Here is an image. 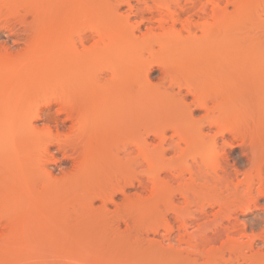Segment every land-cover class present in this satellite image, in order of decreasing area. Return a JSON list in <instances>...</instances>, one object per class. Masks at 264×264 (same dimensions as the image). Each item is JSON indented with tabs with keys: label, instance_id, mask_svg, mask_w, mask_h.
<instances>
[{
	"label": "rangeland",
	"instance_id": "rangeland-1",
	"mask_svg": "<svg viewBox=\"0 0 264 264\" xmlns=\"http://www.w3.org/2000/svg\"><path fill=\"white\" fill-rule=\"evenodd\" d=\"M114 1L0 0V102L5 98L3 91L11 89L12 93H16V90L21 87L22 78H25V76L30 77V79L32 76L36 77L37 80L32 81L36 80L37 82L41 80V76L44 80H42L43 83H40L43 85L46 80H50V74V76H53L51 78L54 81L55 78L56 80H64L62 86L65 90V87H67L65 85V82H67L65 80L66 76L64 78L60 77L63 74L60 71L61 68L63 70V67L59 64L58 67H61L60 72L58 69L55 71L56 66L51 63H55V61L58 63L61 59L68 60L67 58L71 57L69 55L74 50L69 43L74 31L77 29L93 32V30L101 28L102 31L109 34V39L114 44L110 43L104 47L99 41L100 37L95 36V41L99 42L97 48H95L96 45H92V41L87 43V46L89 45L87 49L89 50L80 46L84 49L80 51L81 54L88 51L87 58L83 55L86 63L85 67L86 65L87 68L89 67L85 69L98 72L116 65L115 68L124 66L123 70H126L129 65H134L133 68L140 66L144 58L150 56L147 53L148 51L131 55L128 50L122 52V55L117 48L119 42L116 41H121V37H125V34L119 33L118 27L113 21L116 13V9L115 12L113 11V4H115V8H118L119 13H126L129 7L123 4L118 7L120 0ZM204 1L207 2L209 10L218 5L215 2L216 0H212V2L210 0ZM218 2L219 5L223 7L225 5L226 7L227 0H217ZM238 2L240 3L239 7L227 6L224 30L214 27L213 32L216 33L215 35L212 32L209 38L197 41L198 43H195V46L192 43L190 49L175 48V52H169L166 56L160 57L164 61L181 65L184 72H187L189 66L193 65L195 70L197 66L199 67V64L204 65L203 67L200 66L202 70L198 69V72L203 71L206 73L205 77L209 72V77H207L209 79L214 76V71L207 70L205 65L212 64L211 61L217 63L219 61L217 57L224 55L221 59L225 57L223 59L225 60L223 70L227 81L226 88L228 89L223 93L210 90L209 103L210 106L216 104L215 107H219L218 109L214 107L216 112L213 110L212 115L217 119L213 118L212 121H222L223 128L227 127V130L224 133L225 135H221V133H218L215 123L213 128L205 127L203 131L198 125L189 124L190 126H186L185 132L186 134L190 132L188 136L193 137L194 139L191 137L190 139L194 142L181 155L175 154L173 149L169 148L180 141L179 135L174 133L173 130H163L162 133L160 129L158 137L149 135V142L154 143L150 146V150L153 152L152 161H154V164H150V167L147 166L149 170L146 168L149 172L147 174V181H149L146 182L149 189L145 191L146 194L144 195L146 196L143 202L135 192L140 190L137 169L132 170V168L122 165L118 168L117 176L108 179L111 172L107 171V153H109L107 150L110 151V143L113 140L119 145L125 141L119 134L115 136L113 133L98 127H96L98 129L95 128L92 130L93 132L89 131V134H87L86 129L84 131H87V133L83 134V139L86 135L85 140L80 139V142L82 140L81 147L76 146V150L72 147L73 151L66 149L69 154H78L80 161L84 163H90L89 160L93 157V159L97 158L98 164L96 163V165L100 169L98 172L101 173H94L87 166V170H84L82 172L84 175H82L79 173L80 167L77 165L78 167L75 168L76 162L74 161L78 162V160L66 159L67 154H64L66 150H56L57 147L53 145L51 152L53 155L55 154L56 161L47 167L54 172L53 177L59 178L57 180L52 178L48 181V179L45 180V178H49L46 177L47 175L44 176L45 173L41 171L43 174L41 175L38 170L36 172L35 168H31V157L38 154L35 159L36 161L39 160L37 156H40L39 152L42 151H39V146L42 144L45 146L46 142L42 141V143L33 138L30 140V135L25 134V131L31 125L28 111L22 116L19 112L20 115L18 114L19 116L11 121V117L1 112L3 107L0 103V115H2L0 116V133L2 132L3 136H8L9 127H11L9 125L11 122H16L17 124H13L16 129L21 130V132L24 130L21 135L19 134L21 163L27 165L25 158L30 163L26 167L22 166L23 173L21 169L18 170V174L11 172L10 165L8 166L10 163L5 164L6 159H9L11 147L7 144L4 147L2 146L4 144L0 143L2 144L0 146V264H264V186H262L264 183V14L262 13L264 11V0H240ZM132 4L140 6L136 0L132 1ZM142 4L141 6H145V4ZM174 8H177V6L175 5ZM33 12L37 13V16L33 15ZM185 17H187V14L183 15V19ZM181 27V24L177 25V28L180 29ZM145 29V26H143V30ZM227 29L228 35L226 34L225 37L220 35ZM185 34L187 33L185 32ZM115 36L116 38H113ZM220 36L223 38L222 40ZM113 39H115V42ZM129 40L132 41V38ZM129 40H127L129 46L133 45V42H128ZM200 42L202 43L200 44ZM212 46L215 47L216 52H214ZM156 48L158 49V46ZM65 50H68L69 53ZM75 54L74 51L73 55ZM54 57H56V60ZM58 59L60 60L58 61ZM157 59H159V56ZM87 61L89 64H87ZM159 72V69L156 68L152 75V78H155V81L153 80L155 84L158 82L156 77L159 76ZM35 73L40 78L39 81ZM52 79L50 85H47L49 81L47 84L45 83L46 86H41L38 83L40 87H44L42 88L43 93L40 87V90L35 88L38 85L36 81L35 83L31 82V87L30 85L28 87L32 88L31 92L34 91L33 88L39 90L37 92H41V99L49 98V96V99H52V94L56 93L55 98H53L55 100L56 96L64 91L61 89L62 86L60 88L61 82L54 84ZM57 84L59 87L56 86ZM51 85H54L55 88H51ZM158 87V90L154 89V86L153 89L149 87L148 94H160L161 90H166L160 85ZM64 94L67 95L65 92ZM78 103L76 101V107ZM55 104L54 107L46 109L44 112L46 114L54 112L58 107ZM80 104H84L82 108ZM80 104L77 107L78 109L75 107L77 112L78 110L82 111L83 108L87 109L91 103L88 105L83 100ZM25 108L29 109L30 107ZM147 112L144 120L148 122L145 124L153 127L158 126L157 128L163 126L166 122L181 119L188 114H186L187 111L179 110L172 115H164L163 117L161 116L162 113H158L155 109H148ZM203 114L205 113L200 109L194 110V119H200ZM46 119L44 117L42 120H33V125L41 129L48 123ZM220 121L217 122L220 123ZM68 124L65 130L63 129L65 134L70 133V128H68L70 124ZM15 127L12 129H15ZM228 128H233L232 132H229ZM219 130L221 129L219 128ZM200 131L208 132L209 136L205 132L203 135ZM61 132L62 138H65L67 135L64 136L63 131ZM79 134L77 137L80 136ZM161 135L165 136L161 139L166 140L164 147L168 148L164 157L159 156L161 148H156L161 143ZM77 137H75L76 140ZM80 137H82V134ZM33 140L37 143H33L35 142ZM39 142L42 144L40 143L38 147L37 145L36 147L33 146ZM107 143H109L108 146ZM83 144L84 146H82ZM43 145L41 149H43ZM182 146L185 147V144L182 143ZM33 147L34 149H32ZM36 148L39 149L36 150ZM21 153H26L27 157ZM30 153L33 155H29ZM24 156L25 158H23ZM173 157L174 159H172ZM178 157H180V160ZM33 158L32 160H34ZM75 158H78V156L76 155ZM171 161L174 164L178 163L176 164L177 170L175 169L174 177H170L171 173L169 174L167 170ZM58 162L62 164V167H59ZM38 163L39 166L40 162ZM27 167L33 170L28 169L27 173ZM62 168L63 171H61ZM153 173L156 174L153 175ZM96 174H100L99 177ZM179 174L180 176H178ZM101 176L103 177L101 178ZM152 176H155V180L151 179ZM91 177L93 178L91 179ZM179 177L180 179H178ZM261 177L263 180H261ZM106 180H108V183ZM118 181L122 182L123 185L127 182L129 184L133 182L134 185L127 188L126 195L119 194L117 196L119 198L116 197L118 205L109 204V216L102 213L103 216L92 213L89 209L91 203L89 201H93L94 208H99L102 205L100 201L102 193L104 196V192L106 193L109 190V185L111 187L113 182L118 183ZM152 181L158 187V192L152 193L150 191L152 185H154ZM204 183L206 184L203 185ZM90 184L93 186L91 187ZM194 185L199 186L198 190ZM247 187L250 188L247 189ZM196 191L197 194H195ZM199 192L208 199V202L205 201L206 205L209 204L206 218L198 210V197H202ZM250 196L254 197L250 198ZM100 208L98 211H103ZM92 215L101 221L102 227H91L89 219ZM118 216L127 218V221L131 219L128 224L131 227L124 229L125 225L121 224L122 228L119 231L112 227L111 225L117 222L116 218ZM222 223L225 224L221 228Z\"/></svg>",
	"mask_w": 264,
	"mask_h": 264
},
{
	"label": "bare ground",
	"instance_id": "bare-ground-1",
	"mask_svg": "<svg viewBox=\"0 0 264 264\" xmlns=\"http://www.w3.org/2000/svg\"><path fill=\"white\" fill-rule=\"evenodd\" d=\"M132 1H134V0H120L118 7L122 4L127 5L129 7V9L126 13H119L118 8H115L116 6H115V4H113V7H114L113 11L115 12V9H116V13L114 15L113 21H115V24L118 27L119 33L125 34V37L123 36L124 38L121 37L122 38L121 41H116V42H119L117 44V48L121 53L122 52L124 53V51L126 52L129 50V53H131V55H132L133 53L141 54V53H144V51H146V52L148 51L147 53H149L148 55H150V56L144 58V61L142 60L143 62H141V65L139 64L140 65V66H138L139 68L135 67L136 68L135 69V68H133L134 65L133 66L129 65L130 67L128 66V68L126 70L125 69L123 70L124 66H121V64H120V66L122 68H115L117 66L116 65L115 67L110 66L111 68L108 67V68H106L102 71H98V72L92 71L91 69H90L91 71L87 70L89 67L87 68V65L85 67L86 63H85V59H83V55L86 57V54L88 52L87 50H89V49H87L89 46V45L87 46V43L92 41L93 42L92 45H96L95 48H97V44L99 46V42L95 41L96 40L95 36L100 37L99 41L104 45V47H106L105 45L112 43V41L109 39V36H108L109 34H106V32L102 31L101 28H97V29L94 28L95 30H93V32H90V31L88 32L86 30L83 31V29H77L74 31L72 37L70 36L71 41L69 43L72 46L71 48H73V50L76 52V54L73 55L74 54V51H73V52H71V54L73 56L70 54L69 55V56H71L70 58L65 57L68 60L61 59V61L58 63H56V61H55V63L54 62L51 63L53 66H56L54 69L55 71H56V69H58V71H59L60 68L63 67V70H62V68L60 70L63 74L60 73L61 74V76H60L57 73V75L60 76L61 78H64L66 76L65 80L67 82H65V85L67 87H65V90H63L64 87L62 86V85H64V84H62V82L64 80L63 79H61V80L57 79L56 80L55 75H54V78H55V81H54V79H52L53 76H50V74H49V78H50V80L51 79L53 80L52 82L54 84H56V83L59 84L61 82L60 88L62 86V88H61L62 91H64L67 95H65L64 92H62L63 94L61 92H59V93H61L60 95H62V96L60 97V95L57 93L59 95L58 100H57L58 95L56 96L55 100L53 99V98H55L56 93L52 94V97H51L52 99H49L50 96H49V98L45 97V99H41L40 93L42 92V88H44V87H40L38 83H40V82L43 83L42 80H44V79H42V77L39 74V76L41 78V80H40L38 75L35 73L37 75V78H39L38 81L40 80L39 82L36 81L37 80L36 77L34 78L32 76L33 79L32 78L30 79V77L25 76V78H22L23 82H21V85H20L21 87L19 86L20 89L16 90V93H12L10 91L11 89L7 90L8 87L6 88L7 91H3L5 98L0 103L3 107V110L1 112H3L5 115L7 114L8 117H11V119H10L11 121L15 120L16 116H19L20 114L22 116V114H25L28 111V117L31 119V125L27 130L25 129L26 130L25 134L30 135V140H32L31 138H33L37 141H41V142L45 141L46 142L45 146L42 144L43 142L42 143L39 142L38 144L33 145L34 147H36V145L38 147L41 143L43 145V149H41L42 145H40L39 151H41V150L42 151L39 152L40 156H37V159H39L37 161L40 162V165H39L40 167L38 166L39 163L35 159L36 155H38V154H36L35 156H32L33 154H31V153L29 154L32 157H34L33 158L34 160H32V157L30 156L31 157L30 161L32 163L31 168L32 167H33V169L35 168L36 172L39 171L38 173L39 174L41 173V175H43L42 172L45 173L44 176L47 175L46 177H49V178H45L44 176H43V178H45V180L48 179V181H50L52 178H54L56 180H57V178H59L56 176L53 177L54 172L47 167L51 163L56 161V159L54 158L55 154L53 155L51 152V150H52L51 148L53 147V145H55L57 147L56 150L59 149L60 151L62 149L66 150L67 148L69 149V151L70 150L73 151V148L76 150V146L81 147L82 140L80 142V139L81 138L83 139V134L87 133V131H88L87 134H89V131L91 132L96 127H98L99 129L102 128L105 131L113 133L115 136H117L116 134H119V136H121V138H123L125 141L121 145H119L116 142H113L114 141L113 140L110 143V147H109L110 151L107 150V152H109V153H107L108 154L107 155V158H108L107 159V166H108L107 171L111 172V173H109L110 175H112V174L114 175L111 177L108 174L109 175L108 179L117 176V174H118L117 172L119 170L118 168L122 165L130 167V168H132V170L137 169L138 170V178L137 179L139 181V187H140V188L139 187L138 188L140 190H139V192L138 191H135V192H137L136 195H139L138 197H140V200L143 202V200L145 201L144 198L146 196V195H144V194H146L145 191H147L149 189V187L146 183L149 181V180L147 181V179H148L147 174L149 173L147 171V169L150 167V164H152L154 162V161H152L153 152H151V150H150V148H151L150 146L154 145V143L149 142V140H148L149 135H155L158 137L160 135V134H158L160 129L162 130V133H163V130L164 131L165 130L166 131L167 130H173L174 133L179 135L180 141L175 146L169 147V148L173 149L175 154L181 155L194 142L192 139H190L191 136L190 137L188 136V134L190 132L188 134H186V132H185L186 126H190L191 124H194L196 126L198 125L199 128L201 127L202 131H203V129H205V127L210 128V129L213 128V124L215 123L214 125H216V128H218V131H219L218 133H221V135H225L224 133L227 130V127L225 129L223 128L222 121L217 120V121H220V123H218L216 120H214V122L212 121L213 118L215 117L212 114L214 113V111L216 112V110H214V109L215 108L218 109L219 107L218 108L215 107L216 104H214L213 106H210L211 104L209 103L210 102V100H209V98H210L209 97V95H210L209 91L210 90H217V91L223 93V91H227L226 89H228V88H226L227 81L225 78L226 76L224 75L225 72L223 70L225 68V60H223L225 57L223 59H221L224 55H222V57H220V56L217 57V59H219V61L217 63H216V61H214L215 63H213L211 61L210 63H212V64H209L208 66H207V64L205 65L207 67V70H210V71L213 70L214 71V76L210 77L209 79H207V77H209V75H208L209 72L207 73V77H205L206 73H204L203 71L198 72V69L202 70L201 67H203L204 65L202 66L201 64H199V67L197 66V68L195 70H194L193 65L189 66L187 72H184V70H182L181 65H178V64L170 62V61H164V60H162V58L160 59V57L166 56L169 52H175V50H174L175 48H177V49L178 48L190 49V45L192 43H194V46H195V43H198L201 39L209 38L212 35L214 27H217V29H220V30L223 29L226 25L225 24V17L227 16L226 15L227 14V6L233 5L235 7L236 6L239 7L240 3L238 1H240V0H227L226 7H225V5H224V7L219 5V2L217 3V0L216 1L214 0L216 2V4H218V5H216L215 2H213V4H215L216 7L213 6V8L210 10L207 6V2H205L204 0H198L199 4L197 3L196 0H150L149 2H148V0H136L139 2L140 6H136V5L132 4ZM261 1H263V0H261ZM114 2L116 3V1H114ZM210 2H212V0H210ZM142 3L145 4V6H141ZM175 5L177 6L178 9L174 8ZM262 13L264 14V11ZM186 14H187V17H185L183 19V15H186ZM33 15L37 16V13L35 14V12H33ZM156 23H158V24H156ZM178 24L182 25V27L180 29L177 28ZM143 26H145V28H146L145 30H143ZM227 31H228V29L225 30L224 33L221 32L223 34H220V35L225 37L226 34L228 35ZM185 32L187 34H185ZM95 34H97V35H95ZM213 34H214V32H213ZM113 38H116V36ZM131 38H132V41L129 40ZM220 38H221V36H220ZM222 39L223 38H221V40ZM114 40L115 39H113V41ZM127 40H129L128 42H133L132 43L133 45L129 46V43H127ZM210 42L212 43V41H210ZM201 43L202 42H200V44ZM70 45H69V47H70ZM80 46L84 47V49H87L86 50L87 52L86 53L83 52V54H81L82 52L80 53V51H83L84 49L81 48ZM156 46H158V49L156 48ZM203 46H204V44H203ZM213 47L214 46H212V48ZM210 48H211V46H210ZM58 49H59V47H58ZM207 50H210V49L207 48ZM213 50H215V47ZM65 52L69 53L68 50H65ZM65 52H64V54H66ZM214 52H216V50ZM123 53H122V55H123ZM58 54H60V53H58ZM212 54H213V51H212ZM217 54H218V52H217ZM61 55H59V56H61ZM214 55H213V57H214ZM138 56L141 57L140 55H138ZM158 56H159V59H157ZM56 57H54L55 60H56ZM59 60L60 59H58V61ZM88 60L90 61V59H88ZM67 63L69 64V66ZM59 64L61 66L60 68L58 67ZM87 64H89L88 61H87ZM195 64H196V62H195ZM137 65H138V62H137ZM125 67H127V66H125ZM65 68H67V69H65ZM85 68H87V69H85ZM156 68H158L160 72H159V76L156 77V79H158V82L155 84L154 83L155 78L153 79L152 75H153L154 71L156 70ZM42 76H43V74H42ZM58 76H56V77H58ZM43 77L45 78V76H43ZM34 79H36L35 81L38 84V85H36L35 88L39 89V90L41 88L40 93L37 92L39 90H35L34 88H33L34 91L31 92L32 88L28 87L31 82L35 83V81H32ZM47 79H48V75H47ZM50 80L48 79L49 84H47L48 81L46 80V82H44L43 85L46 86L45 83L47 85H50V83H51ZM235 82H237V81L235 80ZM58 84L56 86H58ZM40 85H41V83H40ZM43 85H41V86H43ZM159 85L162 86V88L164 87V89H166V90H164L165 92L161 90L162 92L160 91V94H152V95L148 94L147 90L150 89L149 87H152V89H153V86H154L155 87L154 89H157V87ZM37 86H38V88H37ZM30 87H31V85H30ZM52 87L55 88L54 85H51V88ZM66 88H68V89L70 88L71 90L69 89V91H68V89H66ZM162 88H160V89H162ZM229 88H231V87H229ZM0 89H1V87H0ZM16 89H17V87H16ZM67 92L69 93V95ZM213 92H216V91H213ZM0 94H1V92H0ZM43 96H45V95H43ZM225 97H226V95H225ZM41 100H42V102H41ZM80 100L86 101L88 103V105H89V103H91V104H90V106H88L87 109L83 108L82 111L78 110V112H77V110H75V109L79 106V104L81 102ZM76 101H77V103H78V101H80L78 103L77 107H76V105H77ZM57 102H59V103H57ZM54 103H56L58 105L57 109L54 112H50V113L46 114L44 111L46 109H51L52 107H54L53 106ZM81 104H80V106L82 108L84 104L83 105H81ZM93 104H96V105H93ZM85 105H87V104H85ZM25 107H30V108L26 109ZM148 109H155L158 113H162L161 116H163V117H164V115H167V116L172 115L174 112H177L179 110L187 111L186 114L187 113L188 114L185 117L182 116L183 118H181V119H179V118H178V120L174 119V121L172 120V122H170V121L166 122L165 121L166 124L163 125V123H162L163 126L157 128L158 126L153 127V126H149V125L145 124L148 122V121L145 122V120H144V117H146L145 116L146 113H148L147 112ZM198 109L202 110L205 114H203V117L201 116L200 119H194V115H193L194 110H198ZM19 112H20V114H19ZM0 116H2V115H0ZM44 117H45V119L47 118L46 120L48 121V123L46 122L47 124H45V127L39 129L38 127L33 125L34 124L33 120H42V119H44ZM22 118L24 119L25 117H22ZM8 119H6V120H8ZM214 119H217V118H214ZM122 120H124L125 122H123ZM14 123H16V122H14ZM14 123L11 122L10 125L8 124L9 126H11V127L8 126L9 130H10V132H8L9 133L8 136L7 135L3 136V134H1L2 132L0 133V143L4 144V145L0 144V146L2 145L5 147V145L7 144L9 147H11V150H9V151H11V153H9V159L5 158L6 159L5 164L10 163V164H8V166L10 165L11 172L18 174L17 173L18 170H20L23 165L26 167L30 163H29V160H27V158H25V156L28 154L27 150H25V151H27L26 152L27 154L21 153L22 155L25 154V156L23 158L26 159L27 165H25V163L24 164L21 163L22 157L20 158L21 155H19V152H20L19 147H21L19 134L21 135L24 130H22V132H21V130L20 131L17 130L16 127L13 125ZM67 124L69 125V127L68 126L67 127L70 128L69 134L64 133V130H65V127ZM158 124H160V123H158ZM14 127H15V129H12ZM68 128H67V130H68ZM98 128H96V129H98ZM219 128L221 130H219ZM86 129H87V131L85 132L84 130H86ZM187 129H189V128H187ZM232 129L228 128V131L232 132ZM54 131H56V132H54ZM61 131H63L64 136L67 135V136H65V138H62V135H61L62 132ZM94 131L96 132V130H94ZM186 131L188 132V130H186ZM202 131H200V132L203 134L205 131L204 132H202ZM18 132H21V133H18ZM78 133H80L79 134L80 136L82 134V137H80V136H79L80 138L77 137ZM207 133L205 132L206 135H208ZM73 136L77 137L78 139L76 140L75 137H73ZM210 136H212V135H210ZM85 137H86V135H85ZM85 137L83 140H85ZM162 137H165V136L161 135V137H160L161 143H160V145H157L158 147L156 146V148H161L160 150L157 149L160 152V155H159L160 157H164L168 151V148L164 147L165 146L164 142H166V140L163 141L164 138L161 139ZM191 138H193V137H191ZM216 138H217V135H216ZM35 140H33V141H35ZM73 140H76V141H73ZM37 141H35L33 143H37ZM210 141H212V140H210ZM228 142L230 143V141H228ZM182 143L185 144V147L182 146ZM108 144L109 143H107V146H108ZM230 144L233 145L232 143H230ZM31 146H32V144H31ZM82 146H84V144ZM34 147L32 149H34ZM6 148H7V146H6ZM39 148H36V150ZM28 150L30 151V149H28ZM31 151H33V150H31ZM54 151H55V149H54ZM65 152H64V154L65 155L67 154L66 159L71 158L73 160L74 159L78 160V162L77 161H74V162H76L75 168L78 166L80 167L79 173L82 174V172L84 170H87V166L89 168H91V171H93L94 173L98 172V170H100L97 168V165H96V163L98 164V162L96 160L97 158L93 159L94 158L93 157L89 160L90 163L85 162L86 163L85 164L83 161H80L78 154H76L78 156V158H75L76 157L75 154H71V153L69 154L68 151H67V153H65ZM29 155H28V157H29ZM74 155H75V157H74ZM154 155H155V153H154ZM52 158H54V159H52ZM172 159H174V157ZM178 159L180 160V157H178ZM7 160H8V162H7ZM167 162H169V161H167ZM175 162H177V161H175ZM58 164H60V162H58ZM58 164H56V165H58ZM168 164H166V166H168ZM176 164H178V163H176ZM176 164H174L173 161H171L168 169L166 168L168 170L169 174L171 173L170 177L171 176L174 177V172H175V169L177 168ZM1 165H2V163H1ZM148 165H149V167L147 168ZM37 166H38V168H37ZM224 166H227V165H224ZM224 166H223V168H224ZM29 167H27V173H28V169L31 170V168H29ZM59 167H62V164H60ZM121 168H123V167H121ZM23 170H24V168H23ZM61 171H63V168ZM21 172H22V169H21ZM30 173H32V172H30ZM102 174H103V172H102ZM155 174L156 173H153V175H155ZM82 175H84V173ZM85 175H86V173H85ZM99 175L96 174V176H98V177H99ZM28 176H29V174H28ZM135 176H136V174H135ZM178 176H180V174ZM102 177L103 176H101V178ZM154 177L151 179L155 180ZM92 178L93 177H91V179ZM178 179H180V177ZM261 180H263V178ZM94 181H97V180H94ZM106 181L108 183V180H106ZM92 182H93V180H92ZM110 183H112V182H110ZM127 183H125V185H123L122 182L120 183L118 181V183L113 182L111 187L109 185V190L107 189L108 188L107 187L106 190H108V191H106V193L104 192V196L102 193L103 191L101 192L102 197L100 198V201L102 202V205L100 203L101 208L100 207L99 208L103 211H100V210L98 211V209H99L98 207H97L98 209L94 208L93 207V201H91V200L89 201V202H91L90 208H89V209H91L90 211H92V213H96V214L98 213L100 215L102 213L105 216L106 215L109 216V211H110L109 204L116 205L117 204L116 197L119 194L120 195H126L127 188L130 187V185H134L133 182L130 184L129 183L127 184ZM152 183L154 184L153 181H152ZM205 184L206 183H204L203 185H205ZM263 184H262V186H264ZM154 185H152V188H151L152 190L150 189V191L152 193H155L157 191V188H158L156 185L155 186ZM207 185L209 186V183ZM90 186H91V184H90ZM251 186H252V184H251ZM198 187L195 186L196 190H198ZM188 188H189V186H188ZM237 188H236V190H237ZM249 188L250 187H247V189H249ZM104 191H105V187H104ZM195 194H197V191L195 192ZM202 195L203 194H201V196ZM195 196H197V195H195ZM133 197H135V196H133ZM205 197L206 196L198 197L199 200L197 202L198 206H199L198 210L202 214L203 217H205V215L208 214L207 207H209L208 206L209 204L208 205L205 204L206 203L205 201L208 202V199H206ZM252 197H254V196H252ZM252 197L250 196V198H252ZM97 198H98V196H97ZM117 198H119V197H117ZM255 198H256V196H255ZM134 200H135V198H134ZM138 200H139V198H138ZM255 201H256V199H255ZM187 202H188V200H187ZM251 203H253V202H251ZM133 204H135V203H133ZM138 205H140V204H138ZM141 209H143V208H141ZM135 210H136V208H135ZM131 211H132V209H131ZM128 212H129V210H128ZM93 215L89 219L91 221V227L92 228L100 227V226L102 227L103 225H102L101 221H99L96 216L93 217ZM101 216H103V215H101ZM121 216H118L116 218L117 222H114V224L111 225L112 227L116 228L118 231H119V229L121 230V228H122L121 224L125 225L124 229L131 227L128 225L130 223L129 221L131 219L129 221H127L128 220L127 218L121 217ZM98 217H100V216H98ZM100 218H102V217H100ZM199 218H201V217H199ZM112 219H113V217H112ZM201 219H204V218H201ZM101 220H103V219H101ZM224 224L223 223L221 224L222 225L221 228L224 227ZM229 224H230V222H229ZM111 226H110V228H111ZM226 226H227V224H226ZM82 227H84V226H82ZM106 227H107V225H106ZM204 228H206V227H204ZM221 230H223V229H221ZM125 234H127V233H125Z\"/></svg>",
	"mask_w": 264,
	"mask_h": 264
}]
</instances>
